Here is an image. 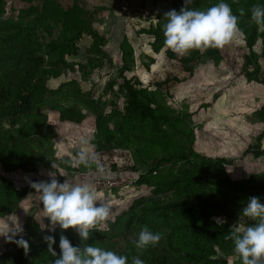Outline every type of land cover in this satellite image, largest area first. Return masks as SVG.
I'll return each instance as SVG.
<instances>
[{
  "label": "trees",
  "instance_id": "1",
  "mask_svg": "<svg viewBox=\"0 0 264 264\" xmlns=\"http://www.w3.org/2000/svg\"><path fill=\"white\" fill-rule=\"evenodd\" d=\"M217 2L219 0H192L186 7L203 10ZM224 2L238 16V34L244 45L240 72L248 83L255 82L264 86V72L260 70L258 54L254 50L256 40L260 37L264 58V29L250 18L252 6H264V0ZM49 5L48 2L41 1L37 6L42 12L37 16L44 18L47 12H54L58 8H51ZM182 6L184 3L176 11ZM240 9L244 10L243 15L240 14ZM60 11L65 12L63 9ZM2 12L0 4V14ZM77 14L80 15V11ZM163 16L150 19L147 28L140 30L149 39L148 46L153 55L166 46L162 30L166 17ZM52 19L54 20L47 17L45 22V33L49 37V24L54 23ZM77 21L78 18L66 27L65 32L55 39L50 38L46 44L41 42L42 35L30 30L27 24L17 20L2 22L0 163H5L4 156L11 162L14 157L15 167L24 168L27 164L24 158L32 160L38 157L39 154L34 157L20 150L19 146L8 149L12 140L20 138L21 130L31 125L42 128H34L38 134L34 139L29 137L23 140L26 143L24 145L32 146L39 153L42 150L52 153L51 126L44 124L42 116H34L36 110L49 107L58 112L60 122L79 123L81 116L76 117L77 107L88 109L95 116L93 151L104 153L116 149L129 150L134 164L141 172L135 183L154 187L152 194L155 197L133 202L109 225L107 231H90L87 241L80 242L74 229L64 230L62 233L70 243L81 247L92 244L123 254L128 258L127 264H130L133 256H138L144 264H229L228 256L233 244L225 236L237 223H254L242 216L240 209L250 196H256L264 202V172L232 180L226 173L231 161L224 158L211 159L195 153L192 150L194 136L188 124H183L179 115L172 113L159 100V91H162L161 87L169 79L155 82V90L151 91L127 78L125 73L132 70L133 60L131 50L126 46H120V66L117 68L119 81L115 90L112 89L114 84H107L106 88V92L110 91L114 97L110 102L114 105V110L110 114L103 112L102 105L108 100L106 93L105 97L93 98L91 93L82 97L81 88L76 82L64 84L54 90L49 89L48 79L65 72V57L75 55L76 45L83 37L95 42L92 50L101 53L99 47L106 37L88 23ZM164 54L168 59L178 62L189 75L202 58L214 63L225 62L227 59L220 47L192 49L183 53L166 49ZM173 81L177 79L174 78ZM68 101L73 103L71 109L66 107ZM253 116L263 124L262 132L256 137L259 143L264 139V104L256 108ZM3 121L7 128L2 126ZM250 150L255 157L264 156V150L259 145ZM165 160L171 164H180L181 167L173 178L153 180V173ZM6 165V169L9 168V164ZM0 180L3 179L0 177ZM5 208L6 205L0 200V211H5ZM216 218L222 219L224 223L218 224ZM142 226L161 233V239L155 246L140 250L134 246L133 241ZM57 233L52 237L60 235ZM57 241L54 239L52 247L59 255ZM53 259L47 252L45 242L37 245L32 240L28 242L27 253L16 245H10L0 254V264H50Z\"/></svg>",
  "mask_w": 264,
  "mask_h": 264
},
{
  "label": "rangeland",
  "instance_id": "2",
  "mask_svg": "<svg viewBox=\"0 0 264 264\" xmlns=\"http://www.w3.org/2000/svg\"><path fill=\"white\" fill-rule=\"evenodd\" d=\"M41 1L48 2L51 8H58L54 12H47L44 18L39 17L37 15L42 10L37 5ZM181 3L184 0H0L3 9L0 26L6 21H20L27 24L30 30L36 31V34H41V42L46 44L50 38L55 39L65 32L66 27L77 18V22L88 23L106 37L99 47L101 53L92 50L95 42L83 37L76 45L75 55L65 57V72L48 79L49 89L76 82L81 88L82 97L88 93L93 98L105 97L106 93L108 100L102 105L103 112L110 114L114 110V105L110 104L114 97L110 91L106 92V88L107 84H114L112 89L115 90L119 81L117 68L120 66V46H126L131 50L133 60L132 70L125 73L127 78L151 91L155 90V82L169 79L159 91V100L172 113L178 114L183 124H188L194 136L192 150L195 153L211 159L231 161L226 173L232 180L262 173L264 156H253L250 148L259 145L264 150V139L259 143L256 141L263 124L253 116L256 108L264 104V86L248 83L240 72L244 45L239 34L230 43L220 47L227 56L225 62L214 63L202 58L189 75L178 62L165 56L164 50H171L167 46L153 55L149 50V39L140 33V30L147 28L150 19L155 20L170 9L178 10ZM47 17L54 18V23L49 24L50 37L44 29ZM254 50L258 54L260 70L264 72L260 37L256 40ZM174 78L178 82L173 81ZM68 102L66 107L71 109L73 103ZM77 110L76 117L81 116L79 123L60 122L58 112L49 107L36 110L34 116H42L44 124L51 126L52 153L43 150L39 153L32 146L24 145L26 143L23 140L29 137L34 139L38 134L34 128H42L31 125L21 130L20 138L12 140L8 149L19 146L20 150L34 157L39 154L38 157L32 160L24 158L27 163L24 168L15 167L14 157L11 162L4 156L5 163H0V177L3 179L0 180V200L6 205L5 211H0V217L15 214L24 228L21 235L28 242L32 240L37 245L42 244L45 242L44 236H52L57 232L63 235L62 232L66 230L60 229L58 225H49L39 193L30 186V182L47 181L49 172L56 174L59 182L89 183L100 194L102 202L110 205L112 211L109 218L92 230L107 231L109 225L133 202L155 197L152 194L154 187L135 183L141 172L129 150L93 151L95 116L83 107H77ZM2 126L8 127L4 121ZM82 141H87V144ZM85 147L97 156L100 169H97L96 164L85 167L77 162V153ZM6 164H9L7 169ZM180 167V164L165 160L153 173V180L173 178ZM215 220L217 222V218ZM41 222L47 226L43 230L39 227ZM60 235L53 238L59 241ZM10 245L15 244L6 243L0 238V254ZM37 258H40V254ZM228 262L241 264L233 248Z\"/></svg>",
  "mask_w": 264,
  "mask_h": 264
},
{
  "label": "clouds",
  "instance_id": "3",
  "mask_svg": "<svg viewBox=\"0 0 264 264\" xmlns=\"http://www.w3.org/2000/svg\"><path fill=\"white\" fill-rule=\"evenodd\" d=\"M190 2L191 0H184V6L179 11L170 9L164 13V45L171 50L183 53L192 49L223 47L239 32L238 16L232 13L224 0L203 10L186 7ZM243 11L240 9L241 15ZM250 18L264 29V6L253 5ZM82 143L87 144V141ZM77 162L85 167L96 164L97 169H100L97 156L87 147L77 153ZM48 176L50 178L47 181L30 182V186L39 193L42 210L46 213L44 216L48 218L49 225H58L60 229L74 228L80 242L87 241L90 230L109 218L112 211L110 205L102 202L94 186L87 182H59L56 174L51 172ZM240 214L254 223L233 225L225 239L232 241L233 251L240 257L241 264H260L264 260V202L256 196H250L240 209ZM217 223L223 224L224 221L217 218ZM39 227L43 230L47 226L41 222ZM23 231V225L15 214L0 217V238L6 243H14L27 253L28 242L21 235ZM43 239L47 252L54 258L50 264H127L128 258L123 254L92 244L73 246L62 234L58 241V255L52 247L53 237L46 235ZM160 239L161 233L142 226L133 244L137 249L143 250L155 246ZM130 264H144V261L133 256Z\"/></svg>",
  "mask_w": 264,
  "mask_h": 264
},
{
  "label": "water",
  "instance_id": "4",
  "mask_svg": "<svg viewBox=\"0 0 264 264\" xmlns=\"http://www.w3.org/2000/svg\"><path fill=\"white\" fill-rule=\"evenodd\" d=\"M260 264H264V260L260 261Z\"/></svg>",
  "mask_w": 264,
  "mask_h": 264
}]
</instances>
